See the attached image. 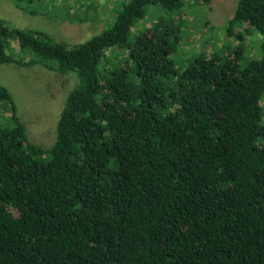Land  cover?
I'll list each match as a JSON object with an SVG mask.
<instances>
[{
	"label": "trees",
	"instance_id": "16d2710c",
	"mask_svg": "<svg viewBox=\"0 0 264 264\" xmlns=\"http://www.w3.org/2000/svg\"><path fill=\"white\" fill-rule=\"evenodd\" d=\"M38 1L16 0L62 21L102 12ZM119 1L113 26L73 45L0 20V64L78 80L49 148L0 84V264H264V0H238L227 33L239 45L182 68L190 0ZM252 32L259 59L243 47Z\"/></svg>",
	"mask_w": 264,
	"mask_h": 264
},
{
	"label": "rangeland",
	"instance_id": "374dc122",
	"mask_svg": "<svg viewBox=\"0 0 264 264\" xmlns=\"http://www.w3.org/2000/svg\"><path fill=\"white\" fill-rule=\"evenodd\" d=\"M22 1L26 4L27 0ZM197 1L199 0H190L187 4V10L191 14L184 18L189 21L186 22L191 38L183 42L181 49L175 55L181 68L188 65L193 57L211 53L212 47H216L221 52L228 44L233 47L239 45L238 41L227 33L228 23L235 13L238 0H213L210 7L195 5ZM92 2L100 6L98 8L100 12L102 11L100 16L92 21L80 22L51 19L41 14L32 16L21 10L16 0H0V20L14 28L45 31L57 41L73 45L83 43L105 28L113 26L115 19L110 21L107 11L119 10L122 5L119 0H92ZM32 5L38 10L44 8L38 0ZM153 8L148 7L150 15ZM147 19L136 25L133 36L148 24H153L151 21L146 22ZM191 21L195 22L194 25L192 24L193 28H190ZM249 34L245 35L246 40L243 44L247 59H259L262 57L263 36L253 32ZM70 74L72 73L61 76L42 66L22 68L14 64H0V84L11 92L17 106V114L26 127L29 140L41 147L49 148L56 140L57 123L66 96L78 84L77 78ZM8 116V114H0V127L10 126Z\"/></svg>",
	"mask_w": 264,
	"mask_h": 264
}]
</instances>
